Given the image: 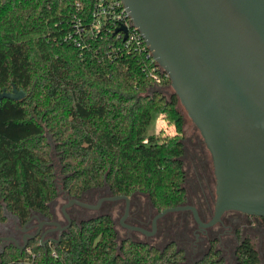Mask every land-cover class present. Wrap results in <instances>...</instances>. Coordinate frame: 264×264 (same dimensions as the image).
Returning a JSON list of instances; mask_svg holds the SVG:
<instances>
[{
    "label": "trees",
    "instance_id": "obj_1",
    "mask_svg": "<svg viewBox=\"0 0 264 264\" xmlns=\"http://www.w3.org/2000/svg\"><path fill=\"white\" fill-rule=\"evenodd\" d=\"M96 2L0 0V222L6 213L20 226L32 212L50 215L56 184L49 139L70 196L98 187L112 195L142 193L157 211L186 199L179 100L158 90L170 79L153 70L146 50L127 51L112 31L90 35ZM14 92L22 95L2 96ZM154 114L174 133L147 134ZM28 245L40 264H184L173 241L162 248L117 242L108 214L72 221L57 244ZM24 255L9 244L0 256ZM235 259L259 264L249 238L236 246ZM194 264L225 263L212 243Z\"/></svg>",
    "mask_w": 264,
    "mask_h": 264
},
{
    "label": "water",
    "instance_id": "obj_2",
    "mask_svg": "<svg viewBox=\"0 0 264 264\" xmlns=\"http://www.w3.org/2000/svg\"><path fill=\"white\" fill-rule=\"evenodd\" d=\"M122 3L199 130L210 153L215 178L213 213L208 221H202L194 206L180 204L157 211L150 231L131 228L151 235L158 218L184 209L191 210L200 228L216 224L229 210L264 216V0ZM118 30L126 32L123 26L115 31ZM21 95L14 92L2 96ZM108 199L125 200L124 220L130 197L111 195ZM71 203L98 207L77 198H70L67 205ZM62 212L68 221L63 228H68L72 220L64 207ZM39 231L40 227L34 234H25L21 244L13 237H0V242L12 241L22 250ZM44 234H39L41 246L48 241L60 242V238L48 239Z\"/></svg>",
    "mask_w": 264,
    "mask_h": 264
},
{
    "label": "rangeland",
    "instance_id": "obj_3",
    "mask_svg": "<svg viewBox=\"0 0 264 264\" xmlns=\"http://www.w3.org/2000/svg\"><path fill=\"white\" fill-rule=\"evenodd\" d=\"M160 90L166 98H169L170 95L174 92L172 87L166 85L164 87H159ZM178 110L181 112L183 116V137L182 141L184 144L185 153L183 155L184 161V170H185V180L183 182V187L185 190L190 192V183L191 180L195 179L196 170H199L200 163L199 159L206 157L208 162V173L211 178L210 185L211 190L214 194L215 187V178L213 174V166L210 157V153L206 148L203 139L200 135L199 130L196 128L191 119L187 116L186 111L178 101L177 104ZM160 128L165 133H174L173 126L169 125L165 121L162 120L161 115L154 114L152 116V120L147 128L146 133H158ZM49 143L51 145V158L52 164L54 166L55 171V184H56V198L51 201L49 204L56 212V216L60 221L64 219L59 214V209L61 204L65 201V189L63 188V175L61 173V165L59 162V158L56 154V151L53 149L54 142L49 139ZM190 182V183H189ZM95 189V188H94ZM107 187H101L96 191V195L94 198H87L86 202L95 204L97 198L99 197L97 192H100L101 195H107L106 191ZM208 195L210 207L213 211V200L210 199V195L206 191ZM88 197V196H87ZM201 200V198H199ZM194 200V205L198 202V200ZM55 202V205L54 203ZM130 214L125 222L132 220L138 214L144 218L143 228L146 230H150L151 220L153 216L156 214V209L152 206L148 196L142 193H134L130 196ZM112 204V208H108L107 205ZM125 202L124 199L120 200H112V201H102L100 206L95 209L85 208L78 205H72L73 210L79 211L81 216L75 217L73 219L74 222H79L83 219L95 217L100 214H108L112 217L114 221V227L117 232V242L121 241L124 238H130L135 241L145 242L151 246L162 248L167 242L173 241L176 243V247L181 249L184 253V264H193L194 261L201 257V255L206 251L209 240L213 239L216 244V248L220 251V257L224 260L225 264H235V250L233 251V243H228L229 233H222L223 228L219 223H216L210 227L204 228L203 230H196L197 226L194 222L192 215L189 211H174L168 212L162 217L156 220V230L151 235L143 234L139 231L128 230L120 225L119 220L123 216ZM204 220L209 219V214L203 213ZM19 226L17 219L11 215L10 213H6V220L0 223V231L5 235H13L16 239H18L19 234H21V228L24 226ZM198 233L196 237L194 233ZM229 232V231H228ZM243 230H239V236L243 234ZM198 239V240H197ZM48 243V242H47ZM257 240H254L253 244L257 252L260 248L258 244L256 246ZM1 246V245H0ZM197 250L196 254H193V249ZM202 249V250H201ZM263 251V250H262ZM260 255V254H259ZM264 259V252L260 256Z\"/></svg>",
    "mask_w": 264,
    "mask_h": 264
},
{
    "label": "flooded vegetation",
    "instance_id": "obj_4",
    "mask_svg": "<svg viewBox=\"0 0 264 264\" xmlns=\"http://www.w3.org/2000/svg\"><path fill=\"white\" fill-rule=\"evenodd\" d=\"M199 160H200L199 161L200 168H199V170H196V173L194 175L195 179L191 180L192 183L189 182L190 183V192L186 190V199L182 204L194 206L197 209L199 216L202 219V221L206 222L211 218L212 213H213V211L211 210V207H210V202H209L208 195L206 194V191L211 196L210 199L213 200V202L215 199V192L213 194V192L211 190V185H210L211 178H210L209 173H208L209 167H208L207 159H206V157H204V158H200ZM99 188H101V187H98L95 189L94 188L88 189V190L84 191L79 197L70 196L66 191H64L65 201L61 204L60 209H59V214L64 219L63 221H60V219L57 218L55 208L53 209L50 205V215L47 216V215H43V214L35 212L32 215L31 220L27 221L26 225H24L25 229L21 228V234H19L18 239H16L13 235H10V234L5 235L4 233H2V231H0V237H13L18 242H21L23 240L25 234H34L36 232V230L40 227L39 234L42 232H45L44 238L53 239V240L60 238V241H61L63 233L65 231H67L68 228L71 226L70 225L68 228H63L64 226H66V224H68V221L62 212L63 207H64V211L69 215L70 219L73 221V219L75 217L81 216L82 214L79 213V211H77V210L75 211V210L71 209L72 205H74V204L78 205V206H81V205H79L77 203H71L70 205H67L69 202V199L70 198H77L78 200H80L82 202L88 203V202H86L87 198H94V196L96 195L95 190H97ZM105 192L107 195H101L100 192H97L99 197L97 198L96 203L93 205L98 204V207H99L102 201H112V200L108 199V197L112 195L109 192V190L107 189ZM199 198H201V200ZM193 199L198 200L196 205H194L195 203H194ZM124 202H125V200H124ZM52 203H54V205H55V202H52ZM89 204H91V203H89ZM81 207H84V206H81ZM107 207L112 208L113 205L108 204ZM85 208H89V207H85ZM91 209H95V208H91ZM185 210L189 211L192 215V212L190 209H184V211ZM180 211H183V210H180ZM204 212L209 214V216H210L209 219L204 220V217H203ZM124 213H125V206H124L123 215H124ZM129 214H130V207H129L128 213H127L126 217L124 218V220H121V219L119 220V223L121 226H123L124 228H126L128 230H133V231H139V230H134L131 228V226H135L138 228L145 229L142 227V225L144 224V218H142V216L140 214H138L132 220L125 222V220L129 216ZM192 218H193V215H192ZM152 220H153V218H152ZM152 220H151L150 230L152 228ZM0 223H2V222H0ZM217 223H219L220 226L223 228L222 233H229L230 234L227 242L233 243V248H234V246L236 248V246L245 238H249V240L252 243L254 242V240H257L256 246L258 244V247L260 248L259 251H261L260 253L258 252L259 264H264V259H262L260 257L261 254H263V252H264V216H255V215H250V214L243 213L240 211L229 210V211L224 212V214L220 218V221ZM196 226H197L196 230H203L204 229V228H200L197 223H196ZM19 227H20V225L17 226L16 228H19ZM60 228H63V229L60 230ZM240 229H242L244 232L241 236H239V230ZM150 230H147V231H150ZM39 234L34 239L39 240ZM194 234L196 237L198 236V233L195 232ZM30 240H32V239H30ZM49 242H51V241H48V243ZM51 243H53V242H51ZM212 243H214L213 239L209 240L207 249L202 255H204L211 248ZM9 244H12V241L0 242V245H3V246L9 245ZM235 248L233 249V251L235 250ZM196 253H197V250L195 248V249H193V254H196ZM198 259H196L194 261V263Z\"/></svg>",
    "mask_w": 264,
    "mask_h": 264
},
{
    "label": "built area",
    "instance_id": "obj_5",
    "mask_svg": "<svg viewBox=\"0 0 264 264\" xmlns=\"http://www.w3.org/2000/svg\"><path fill=\"white\" fill-rule=\"evenodd\" d=\"M120 26H123L126 29V32L124 30L115 31ZM88 31L92 37L98 36L102 31H112L118 38H122L124 42L123 47L127 51L131 50L132 47L139 49L140 51L146 50L147 57H150L151 60L156 63V65L153 66V70L161 68V66L153 59L142 35L132 24L131 18L124 7L122 0H97L93 9L92 20ZM152 76L155 81L158 82L160 80L159 75L154 74ZM21 243L22 241L20 244ZM50 243L51 242L48 244ZM3 250L4 248L2 249L0 246V255ZM20 251L25 252V255L20 258H7L6 260H2V257L0 256V264H40L38 259L39 253L33 251L28 243ZM52 255H54V251H52Z\"/></svg>",
    "mask_w": 264,
    "mask_h": 264
}]
</instances>
